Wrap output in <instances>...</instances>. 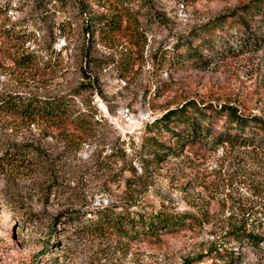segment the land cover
Here are the masks:
<instances>
[{
    "label": "rangeland",
    "instance_id": "rangeland-1",
    "mask_svg": "<svg viewBox=\"0 0 264 264\" xmlns=\"http://www.w3.org/2000/svg\"><path fill=\"white\" fill-rule=\"evenodd\" d=\"M247 1L0 0V264H232L200 259L214 244L234 264H264V147L151 131L187 102L264 115V18L250 21L251 40L223 32L207 63L173 49ZM105 17L128 31L103 33ZM10 94H66L87 130L7 109ZM149 134L165 146H146ZM160 208L197 222L133 226ZM236 228L260 239L229 240Z\"/></svg>",
    "mask_w": 264,
    "mask_h": 264
},
{
    "label": "trees",
    "instance_id": "trees-1",
    "mask_svg": "<svg viewBox=\"0 0 264 264\" xmlns=\"http://www.w3.org/2000/svg\"><path fill=\"white\" fill-rule=\"evenodd\" d=\"M259 16L264 18V0H249L246 3L220 14L188 35H181L173 47L177 60L182 62L192 60L207 63L209 57L204 55L203 49L213 50L217 46L218 38L231 27L241 29L244 40H251L249 28L250 21ZM101 31L108 35H121L127 32L121 18L105 17L101 22ZM200 39L199 43H194ZM181 48L182 51L179 49ZM1 105L7 109H14L30 118L40 117L52 122H69L78 131H86L87 114L76 117L72 112L71 99L68 95L50 97L7 95L2 98ZM224 119V120H223ZM223 121V125L216 131V125ZM151 131L163 128L176 137L187 139L194 143L212 136L218 143L240 140L247 145L264 147V115L245 114L239 112L233 105L200 104L193 107L189 102L175 106L157 118ZM146 146L160 148L165 146L156 134L145 137ZM197 217L191 211H169L164 208L153 211H143L138 215V221L133 226L140 225L145 233L165 234L188 227L191 222H197ZM229 240L240 242H255L260 239L258 234L243 228H236L228 233ZM214 258L234 264L239 257L234 255L232 249L223 244H214L200 259Z\"/></svg>",
    "mask_w": 264,
    "mask_h": 264
}]
</instances>
